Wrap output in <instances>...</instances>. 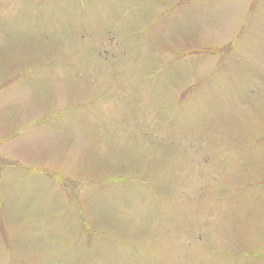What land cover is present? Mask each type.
<instances>
[{"label":"rangeland","instance_id":"rangeland-1","mask_svg":"<svg viewBox=\"0 0 264 264\" xmlns=\"http://www.w3.org/2000/svg\"><path fill=\"white\" fill-rule=\"evenodd\" d=\"M264 0H0V264H264Z\"/></svg>","mask_w":264,"mask_h":264},{"label":"trees","instance_id":"trees-1","mask_svg":"<svg viewBox=\"0 0 264 264\" xmlns=\"http://www.w3.org/2000/svg\"><path fill=\"white\" fill-rule=\"evenodd\" d=\"M264 184V183H263Z\"/></svg>","mask_w":264,"mask_h":264}]
</instances>
